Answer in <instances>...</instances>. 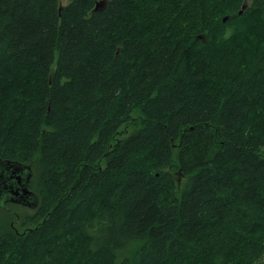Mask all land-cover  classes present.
<instances>
[{
	"label": "trees",
	"instance_id": "obj_1",
	"mask_svg": "<svg viewBox=\"0 0 264 264\" xmlns=\"http://www.w3.org/2000/svg\"><path fill=\"white\" fill-rule=\"evenodd\" d=\"M0 158V264H261L264 0H0Z\"/></svg>",
	"mask_w": 264,
	"mask_h": 264
},
{
	"label": "water",
	"instance_id": "obj_2",
	"mask_svg": "<svg viewBox=\"0 0 264 264\" xmlns=\"http://www.w3.org/2000/svg\"><path fill=\"white\" fill-rule=\"evenodd\" d=\"M245 8L246 5H243ZM243 9L240 13H243ZM32 177L30 165L0 158V206L9 210L8 204H17L35 209L39 198L29 189Z\"/></svg>",
	"mask_w": 264,
	"mask_h": 264
},
{
	"label": "rangeland",
	"instance_id": "obj_3",
	"mask_svg": "<svg viewBox=\"0 0 264 264\" xmlns=\"http://www.w3.org/2000/svg\"><path fill=\"white\" fill-rule=\"evenodd\" d=\"M60 1L62 5H66L69 2V0H60ZM143 123H144V117L141 114L140 110H137L133 114L132 120L120 128L118 138H124L127 135L139 130V128L143 126ZM8 205L10 212L15 216L14 225L18 228L20 232L25 231L27 228L35 227L33 223H25V221L27 220L26 218L31 216L33 212V208L21 206L17 204H8ZM135 248L136 246L134 245V249ZM261 264H264V261L261 262Z\"/></svg>",
	"mask_w": 264,
	"mask_h": 264
}]
</instances>
